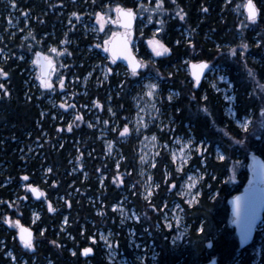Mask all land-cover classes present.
Here are the masks:
<instances>
[{"label":"trees","instance_id":"trees-1","mask_svg":"<svg viewBox=\"0 0 264 264\" xmlns=\"http://www.w3.org/2000/svg\"><path fill=\"white\" fill-rule=\"evenodd\" d=\"M243 1L0 0V72L7 73L0 75V264H9L8 251L26 264H113L105 250L90 241L99 229L112 230L113 242L132 260L134 251L127 239L122 241L124 230L112 210L124 196L140 213L134 224L138 239L152 242L158 251L155 261L147 258L132 264H198L213 255H218L217 264H264V216L252 242L237 252L228 202L248 182L249 155L264 159V134L255 137L241 130L225 113L221 93L206 82L196 88L184 62L207 60L212 67L224 68L234 84L237 115H256L253 91L256 81L264 82V0H254L259 9L255 21L246 17ZM110 4L132 8L137 16L142 7L148 9L136 23L146 24L139 41V55L145 61L135 74L114 63L104 84L96 87L92 76L82 86L92 63L105 59L99 48L88 50L96 41L81 21L95 20ZM15 13L19 24L11 27ZM158 22L162 29L157 32ZM154 40L168 51L151 54ZM60 41L65 43L58 56L63 61L59 81L55 77L51 88L34 84L27 74L35 65L33 59L47 44ZM149 77L159 80L164 90L180 93L171 103L177 132L188 135L187 123L197 140L209 141L204 154L192 161L207 170L199 201L193 206L182 201L187 235L201 237L188 248L172 245L174 231L158 227L163 204L176 195L188 168L178 177L171 156L162 149L154 168L158 189L149 201L142 199L140 190L131 188L137 181L138 137L133 131L124 138L117 136L109 125L104 133L115 141L119 154L113 158L99 139L102 130L90 125L94 114L88 107L104 104L110 90L112 114L106 105L104 117L126 127L135 112L132 97ZM216 145L224 149V158H217ZM231 171H236L233 180ZM33 186L43 191L41 199L32 196ZM33 209L39 212L34 223ZM6 216L34 227L32 251L18 239ZM205 239H212L213 246L200 259L198 245ZM88 245L95 252L84 257L82 249Z\"/></svg>","mask_w":264,"mask_h":264},{"label":"rangeland","instance_id":"rangeland-1","mask_svg":"<svg viewBox=\"0 0 264 264\" xmlns=\"http://www.w3.org/2000/svg\"><path fill=\"white\" fill-rule=\"evenodd\" d=\"M149 1L150 0H148V3ZM245 1L246 0L243 1V5L245 4ZM121 7L123 6L119 4H110L107 6L105 12L98 14L95 20L83 18L81 21L85 32L93 33L94 40L96 41L94 45H89L87 47L88 50L91 51L94 47L99 48L100 56L105 59L102 63H100V61L92 63V69L90 73L83 78L82 86H84L92 76H94L93 78L96 87L101 86L105 81L109 80V72H111L113 66L112 64H114L115 61L109 57L107 51H104V47L107 45V42L111 39V37L120 31L119 26L117 23H114V21H117V9H120ZM146 11H148V9H145L144 7L140 9V12L138 13V20L143 19V15ZM18 24L19 19L15 13L10 19V25L11 27H15L18 26ZM138 26L136 25L134 34L131 35V39L135 50L139 52V41L141 40L143 35L142 30L146 24L143 23ZM64 43L65 41H60L58 44L49 43L46 45L45 49L40 50L48 57L53 56L55 59V67L53 68L50 79L47 83L53 84L55 77L56 81H59L57 73L62 67L63 61L58 56L63 53ZM159 45L161 44L156 41L151 42L150 53L158 56L156 52ZM53 49H55V51H53ZM141 58L144 62L145 56L142 55ZM110 59V64H107ZM35 61L36 57L33 59L34 64ZM192 61L194 60H184L187 64ZM37 68L38 67L36 65L31 66L27 74L30 79H34L40 84L38 80L39 72H37ZM187 69L189 72V66H187ZM204 82H206L207 85L215 92L221 93L222 99L226 102L225 113L228 117L233 119L241 130L246 131L250 136L255 137L262 136V134H264V82L256 81L253 91V94L258 102V112L256 115L250 114L242 117L237 115V111L235 109L234 84L230 80V77L224 68L221 66L212 67L204 79ZM193 83L195 85L194 81ZM179 94L180 93L176 89L164 90L159 80L151 77L147 78L142 84L140 90L132 97L135 112L126 125V127L129 128L128 132L133 131L134 135L138 137L137 181L133 184V186H131V188L137 187L140 190V198L149 201L158 189L154 168L157 165L158 157L162 149L165 153H168L171 156L177 170L178 177H180V174L188 168L176 195H174L169 204H167V202L163 204L162 223L158 225V227L162 229L164 228L167 231H174L170 240L173 238L176 243L183 242V239L186 237L187 232L190 229L189 226L185 224L184 205L182 201L189 206H193L198 203L202 194L201 184L207 175V170L203 168L201 169L196 163H193L196 162L194 157L197 156V158H199L202 156L208 144L207 142H209L204 139L197 140L192 134V130L189 128L187 123L185 124V128L188 130V135L177 132V124L179 123L176 122L175 116L172 113L171 103L177 99ZM105 96L106 99L104 104L103 102H100L88 107L94 114V119L91 121L90 125L93 128L97 127L99 130H102L99 135V139L106 142L108 153L115 158L119 156V154L114 150L115 147L113 142L115 141L107 137L104 130H107L109 125L112 124L114 126V131H118L116 133L117 136H123L124 138V135L128 132L124 133L125 126H122L118 120L109 121L108 118L104 117L103 110L106 105L109 113L112 114V107L107 99L110 97V90L107 91ZM230 142H234V140L230 139ZM109 145H111V150H109ZM215 152L217 158L222 159L225 157V152L221 145L215 146ZM253 155L254 154L249 155L250 159ZM120 159L121 158H119V160ZM201 162L202 166H204L205 161L202 159ZM235 174L236 171H231V180L236 177ZM112 210L120 222L119 227L124 230V238L122 241L126 242L127 239L128 247L134 251L135 258L131 260L125 255L124 251L119 249L120 247L118 243L115 241L113 242L115 234L110 229L96 230L90 237V241L96 245L99 244L100 247L105 250L107 259L113 264H132L134 260L144 262L147 258H152V260L155 261L158 254L155 245H152V242L146 244L144 241L139 240L136 235V228L134 227V224L140 221V213L133 205H131V200L127 196H124L120 201L116 202L112 206ZM38 218L39 212L36 209H33L32 222H36ZM5 219L18 233V229L23 225V223L19 220L12 219L10 216H6ZM65 225L66 221L63 223L64 227ZM145 229H147V227ZM149 235L151 236V233ZM27 248L32 251L34 249V244L32 243L31 247ZM7 256L10 258L9 264H26L23 259L19 261L10 251H8ZM48 264L53 263L49 261Z\"/></svg>","mask_w":264,"mask_h":264},{"label":"water","instance_id":"water-1","mask_svg":"<svg viewBox=\"0 0 264 264\" xmlns=\"http://www.w3.org/2000/svg\"><path fill=\"white\" fill-rule=\"evenodd\" d=\"M251 4L255 8L257 17L258 7L254 0H251ZM248 5L249 0H246L244 10L247 18L249 17ZM120 9L128 10V8L125 7H121ZM131 10L134 13L130 29L131 35H133L137 16L136 12L133 9ZM118 16L119 14L117 12V20ZM117 25L122 30L118 31L111 37L107 42V45L104 47V50L109 53L110 57L115 62L123 63L131 73L138 72L142 68V59L139 57L138 52L133 46L131 35L130 38H128L127 49L125 51L123 38L125 28L120 23H117ZM36 64L40 69L39 80L44 84L45 81L47 82L50 79L52 69L55 66V61L53 57H47L44 53L38 52ZM210 70L211 63L207 60H194L189 63V73L191 78L195 81L196 88L201 86ZM248 182L250 183L249 185L247 183L239 193L229 199L230 212L234 217L231 221V225L235 229L239 247L241 249L251 242L255 230L258 228L264 214V159L261 156L253 155L250 159ZM30 190L33 192L34 198H42L43 195H39V193L43 192L39 187L33 186ZM18 238L25 246L27 242H32L35 238L34 227L27 224L22 225L18 229ZM86 248H89L92 251L85 254L84 249ZM94 252L95 248L91 245L82 249V255L84 257H89ZM206 264H216V261L213 260Z\"/></svg>","mask_w":264,"mask_h":264},{"label":"snow or ice","instance_id":"snow-or-ice-1","mask_svg":"<svg viewBox=\"0 0 264 264\" xmlns=\"http://www.w3.org/2000/svg\"><path fill=\"white\" fill-rule=\"evenodd\" d=\"M248 9H249V17H248L249 20L255 21L256 18H257L256 17V11H255L254 6L251 4V0H249ZM117 12L119 14L118 20L114 21V23H120L125 28V33L123 34V38H124V49L126 51L128 38H130V35H131L130 29H131V22H132V20L134 18V13L132 12L131 9H128V10L117 9ZM73 15H75V13H73ZM182 18L183 17H181V19ZM98 19H99V17H98ZM149 20H151L150 17H149ZM29 35H31V33H29ZM53 51H55V49H53ZM167 51H168V49L161 44V45H159V48L157 49L156 54L160 55L162 52H167ZM204 67H205V65H204ZM0 75L7 76V73L0 72ZM62 84H63V81H61V85ZM43 86L45 88H51L50 83H47L46 81L44 82ZM0 87H3V85L0 84ZM69 131H71V127H69ZM128 131H129L128 128L125 127L124 128V133H127ZM109 150H111V145H109ZM24 179H27V177H25ZM39 195H43V193H39ZM26 246L31 247V242L30 241L27 242ZM91 251L92 250L89 249V248L84 249L85 254H87V253H89ZM9 255H11V254H9Z\"/></svg>","mask_w":264,"mask_h":264},{"label":"flooded vegetation","instance_id":"flooded-vegetation-1","mask_svg":"<svg viewBox=\"0 0 264 264\" xmlns=\"http://www.w3.org/2000/svg\"><path fill=\"white\" fill-rule=\"evenodd\" d=\"M137 20H138V18H137ZM136 23H137V21H136ZM135 27H136V25H135ZM162 26H161V23L160 22H158V26H157V32L158 31H161V28ZM120 28V27H119ZM120 30H122L121 28H120ZM134 30H135V28H134ZM134 34V33H133ZM158 42V43H160L159 41H157V40H154V42ZM161 44V43H160ZM165 52H162L160 55H158V56H161V55H163ZM100 61V60H99ZM110 61H111V59H110ZM110 61H109V63L107 62V64H110ZM113 65V64H112ZM135 74V73H134ZM204 82V81H203ZM203 84V83H202ZM201 84V85H202ZM249 185V184H248ZM263 216H264V214H263ZM231 219H232V217H231ZM229 220L230 221V224H231V221L232 220ZM234 231H235V229H234ZM234 237H235V239H236V241H237V243H238V248H237V252H239V250H241V248L239 247V242H238V238H237V235H236V233H235V235H234ZM198 239L200 240L201 239V237L200 236H197V235H187L186 236V238H184L183 239V241L184 242H180V243H176V241H174V239L172 238L171 240H170V242H171V244L173 245V244H178V246L179 247H183V248H188L189 246H190V243L191 242H193V241H198ZM198 246H200V250H201V252L199 251V254H200V259L201 258H204V256L205 255H203L202 253L207 249V248H212V246H213V243H212V239H210L209 241L208 240H204V241H200V243H199V245ZM176 247V246H175ZM243 249V248H242ZM207 252V251H206ZM217 256L218 255H213V256H211V258L209 259V260H206V261H203V262H198V264H206V263H208V262H211V261H213V260H216L217 261ZM186 257H187V255H186ZM183 258L181 257V259H179V260H182ZM178 262V261H177ZM218 263V262H217ZM216 263V264H217Z\"/></svg>","mask_w":264,"mask_h":264},{"label":"bare ground","instance_id":"bare-ground-1","mask_svg":"<svg viewBox=\"0 0 264 264\" xmlns=\"http://www.w3.org/2000/svg\"><path fill=\"white\" fill-rule=\"evenodd\" d=\"M207 176V175H206ZM89 246V245H88ZM216 261V260H215Z\"/></svg>","mask_w":264,"mask_h":264}]
</instances>
